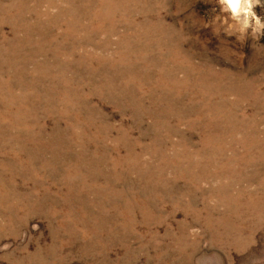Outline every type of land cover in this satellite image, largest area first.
Instances as JSON below:
<instances>
[{
	"label": "rangeland",
	"instance_id": "1",
	"mask_svg": "<svg viewBox=\"0 0 264 264\" xmlns=\"http://www.w3.org/2000/svg\"><path fill=\"white\" fill-rule=\"evenodd\" d=\"M229 25L0 0V264H264V28Z\"/></svg>",
	"mask_w": 264,
	"mask_h": 264
},
{
	"label": "clouds",
	"instance_id": "2",
	"mask_svg": "<svg viewBox=\"0 0 264 264\" xmlns=\"http://www.w3.org/2000/svg\"><path fill=\"white\" fill-rule=\"evenodd\" d=\"M222 11L229 12L235 25H229V28L237 27L243 33L248 28L253 32L264 28L261 24L260 17L253 11L254 5L259 4V0H219Z\"/></svg>",
	"mask_w": 264,
	"mask_h": 264
}]
</instances>
